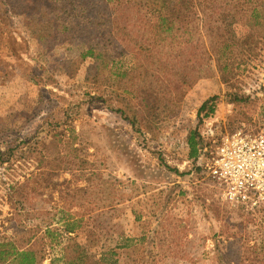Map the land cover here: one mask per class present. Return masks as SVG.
I'll list each match as a JSON object with an SVG mask.
<instances>
[{
    "label": "rangeland",
    "instance_id": "obj_1",
    "mask_svg": "<svg viewBox=\"0 0 264 264\" xmlns=\"http://www.w3.org/2000/svg\"><path fill=\"white\" fill-rule=\"evenodd\" d=\"M43 1L0 0V150L13 149L0 249L45 250L42 264L71 241L92 264H264V214L223 202L186 142L264 128V0H191L171 43L148 16L122 22L121 39L83 5ZM105 38V64L81 58Z\"/></svg>",
    "mask_w": 264,
    "mask_h": 264
},
{
    "label": "trees",
    "instance_id": "obj_2",
    "mask_svg": "<svg viewBox=\"0 0 264 264\" xmlns=\"http://www.w3.org/2000/svg\"><path fill=\"white\" fill-rule=\"evenodd\" d=\"M32 2H37L38 0H28ZM64 5L68 8H64V11L69 10V15L75 11V8H78L83 5L85 9H79V11L87 12L91 18L94 19L92 22L96 26H103L110 24L109 27L103 28V31H106L109 35H112V32L121 33L123 36L127 34L124 26L121 25L122 22L129 20V17L134 13L136 15V19L138 21L143 22V27L146 25V21H143L146 16L147 19H155L152 22V28L149 30L148 34L153 35V40L161 43L163 41H168L171 43L174 39L176 40L174 31L178 32V34H183L187 32V28L185 23L176 25V20L183 21L184 18H189L188 14L183 11L186 3H190L191 0H90L92 5L88 0H62ZM46 4V7H50V0H44L43 5ZM103 10V11H102ZM74 16V15H73ZM76 16V15H75ZM77 17L85 19V16L81 14H77ZM87 22V20H86ZM64 19L60 22L63 25ZM88 23V22H87ZM126 36V35H125ZM175 37V38H174ZM102 39L99 41H90L86 40L85 49L80 53L81 58H90L93 59L95 65H99L100 63L105 64L103 62L104 57L110 55L109 48L106 47L105 44L109 43V40ZM111 41V40H110ZM160 45V44H159ZM166 46V44H165ZM141 46H137L134 49V52L137 53L140 50ZM132 52L131 49H127ZM226 64V63H225ZM225 66V65H224ZM216 108V104L214 101H211L209 104L203 103L198 108V113L202 114V116H211ZM121 114H124V111H120ZM195 134L191 132L187 137V145L190 149V154L194 155L197 151L200 156L201 149L195 147ZM13 154V149H8L7 152H3L0 150V159L7 155V157L3 160L9 161ZM200 165H198L199 168ZM202 167V166H200ZM73 227L66 226L67 232H73ZM52 229H47L48 233H51ZM53 235L56 232V229L52 230ZM52 235V237H53ZM54 242L58 244L57 237H54ZM27 243H29L30 238L26 239ZM71 241V240H70ZM5 246L0 249V261L2 263L7 260L12 264H42L43 259L45 258L46 251L43 252L40 250L32 249L31 246L22 247L15 246L11 242H5L2 244ZM114 254V251L111 253ZM85 250L80 246L77 242H69L64 247H61V255L60 258L51 259V264H92L85 257Z\"/></svg>",
    "mask_w": 264,
    "mask_h": 264
},
{
    "label": "built area",
    "instance_id": "obj_3",
    "mask_svg": "<svg viewBox=\"0 0 264 264\" xmlns=\"http://www.w3.org/2000/svg\"><path fill=\"white\" fill-rule=\"evenodd\" d=\"M203 168L220 199L251 214H264V128L242 125L225 132L210 147Z\"/></svg>",
    "mask_w": 264,
    "mask_h": 264
}]
</instances>
